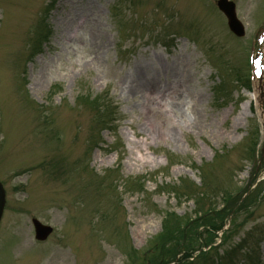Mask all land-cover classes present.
I'll return each instance as SVG.
<instances>
[{"label":"rangeland","instance_id":"1","mask_svg":"<svg viewBox=\"0 0 264 264\" xmlns=\"http://www.w3.org/2000/svg\"><path fill=\"white\" fill-rule=\"evenodd\" d=\"M218 1L0 0V264H264V0Z\"/></svg>","mask_w":264,"mask_h":264},{"label":"water","instance_id":"2","mask_svg":"<svg viewBox=\"0 0 264 264\" xmlns=\"http://www.w3.org/2000/svg\"><path fill=\"white\" fill-rule=\"evenodd\" d=\"M219 8L224 11L226 16L228 17V24L232 32H234L237 36L243 35V26L237 19V16L235 14V8L234 5L231 2H228L227 0H220L218 2ZM5 190L0 183V221L3 215V209L5 206ZM33 224L35 227V234L36 239L39 241H45L49 235L52 233V228L46 225H43L41 222H39L37 219L33 220Z\"/></svg>","mask_w":264,"mask_h":264},{"label":"trees","instance_id":"3","mask_svg":"<svg viewBox=\"0 0 264 264\" xmlns=\"http://www.w3.org/2000/svg\"><path fill=\"white\" fill-rule=\"evenodd\" d=\"M113 113V114H112ZM112 113H110V117H111V119H110V121H109V123H107V125L111 128L112 126H113V121H115V117H116V115L117 114H115V112H112ZM173 187H175V186H173ZM173 193H174V195H176L177 197H182V193H181V190L178 188V187H175V189L173 190ZM237 204L236 203H234V205H232L231 206V208H230V210H228L227 212H226V215L225 216H227L230 212H231V210H233L234 208H235V206H236ZM208 210V209H207ZM211 215V214H210ZM210 215H208L207 213H205V211L203 212V210H202V215H200L199 216V218L198 219H201V220H204V224L202 223V224H198L196 227H205L206 225L207 226H209V223H207V221L210 219ZM168 221H169V219H168ZM168 221L166 222L165 221V223H166V225L164 226V230H165V227H166V232H165V234L163 235V236H165L164 237V240H167V239H165L166 237H169V238H180V237H182L183 238V236H184V226H180V227H178V228H175V227H171V225H170V222H169V227H168ZM179 226V225H178ZM180 228V229H179ZM160 240H163V239H160ZM201 250V249H200ZM201 255H203V253H201ZM192 258V253H190L188 256H187V259H191ZM173 262H175V258H171V259H169V261L167 260L166 261V264H169V263H173Z\"/></svg>","mask_w":264,"mask_h":264},{"label":"bare ground","instance_id":"4","mask_svg":"<svg viewBox=\"0 0 264 264\" xmlns=\"http://www.w3.org/2000/svg\"><path fill=\"white\" fill-rule=\"evenodd\" d=\"M180 95L183 96V94H180ZM167 96L170 97L169 94H165V95H163L162 97H163L164 99H166ZM170 99L177 100L178 97L175 95V96H173L172 98L170 97ZM248 108H249V106H248ZM246 109H247V108H245V110H246Z\"/></svg>","mask_w":264,"mask_h":264}]
</instances>
